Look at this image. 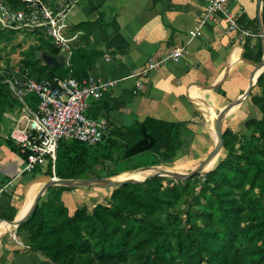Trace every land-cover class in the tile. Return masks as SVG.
I'll list each match as a JSON object with an SVG mask.
<instances>
[{
  "label": "trees",
  "instance_id": "1",
  "mask_svg": "<svg viewBox=\"0 0 264 264\" xmlns=\"http://www.w3.org/2000/svg\"><path fill=\"white\" fill-rule=\"evenodd\" d=\"M3 1L12 8H24L21 0ZM237 21L242 29L258 37L255 50L245 40L243 57L259 62L262 48L257 18L243 24L245 17L240 16ZM262 21L264 26V0ZM39 49L52 57V63L37 56ZM59 50L51 42L41 48L30 46L22 53L17 67L21 74L37 80L66 76L80 80L89 76L96 52L72 47L69 63L63 66L57 59ZM256 85L260 92L251 94L250 100L261 116L244 122L248 133L228 128L222 131L221 160L204 174V182L188 202L186 230L171 227L176 215L169 210L177 209L181 200L177 185L173 184L163 196L148 179L115 186L109 203L95 202L91 208L82 205L72 213L61 197L70 187L51 186L46 198L40 197L28 218L16 227V233H28L29 251L46 256L42 264H264V68ZM26 100L36 108L35 94L26 95ZM16 104L17 99L0 82V120L2 112ZM183 124L146 117L117 126L103 136L102 141L106 135L115 139L99 154H92L90 147L102 141L88 145L63 139L58 143L54 166L49 163L44 173L51 175L53 170L59 178H75L90 160L116 163L111 144L122 147V159L147 151H163L172 156ZM68 140L70 144L65 143ZM40 168L37 166L31 173H40ZM156 178L159 182L164 180L162 176ZM192 179L190 176L181 181L183 188ZM14 214V210L0 213V218L11 221ZM12 253L10 264H17L14 257L18 249Z\"/></svg>",
  "mask_w": 264,
  "mask_h": 264
},
{
  "label": "crops",
  "instance_id": "2",
  "mask_svg": "<svg viewBox=\"0 0 264 264\" xmlns=\"http://www.w3.org/2000/svg\"><path fill=\"white\" fill-rule=\"evenodd\" d=\"M46 1L55 10L61 7L60 0ZM210 1L77 0L66 14L67 26L63 32L69 40L60 47L58 61L67 66L72 47L94 51L97 55L89 76L100 81H116L101 99L87 102L88 113L107 126V133L117 126H127L146 117L184 122L180 129L197 133L194 135L196 143L208 136L209 141L199 148L201 156L198 158L202 159L213 147L215 133L211 132L213 138L207 134L212 125L201 104L208 112L212 108L215 113H222V131L228 128L233 132L248 133L244 122L261 116L250 96L260 92L256 78L264 67L251 64L244 57L241 59V54L245 40L255 50L258 37L251 32L252 35L242 39L238 33L228 31L221 14L201 26L198 35H192ZM227 7L237 17H245L243 24L258 15L257 0H230ZM49 42L52 43L51 39ZM178 46L183 47L181 57L151 70L143 78L142 86L137 88V72L149 60H157ZM40 57L48 64L52 62L46 51ZM214 83L216 85L210 89L198 86ZM8 132L9 123L1 119L0 213L14 210V217H18L25 201V189L33 179L27 178L31 173L22 172L24 157L7 140ZM40 169L45 170L44 167ZM37 177L42 182L32 185L36 191L50 176L38 173L34 179ZM93 188L101 190V187ZM95 193L92 189L70 187L61 197L72 213L82 205L91 208L97 202ZM31 206L29 203L28 209ZM15 230L12 228L7 232L17 239ZM0 231L1 237L5 230L0 228ZM24 234L25 243H29L28 233L24 231ZM41 254L18 249L14 258L17 264H42L34 257Z\"/></svg>",
  "mask_w": 264,
  "mask_h": 264
},
{
  "label": "built area",
  "instance_id": "3",
  "mask_svg": "<svg viewBox=\"0 0 264 264\" xmlns=\"http://www.w3.org/2000/svg\"><path fill=\"white\" fill-rule=\"evenodd\" d=\"M24 8L15 9L0 0V28L8 31L39 29L50 36L53 44L65 46L69 40L64 35L67 26L66 14L77 0H60V8L54 9L46 0H21ZM230 0H211L201 16L192 35L200 33V27L209 19L221 14L228 31L238 33L243 39L252 35L242 29L237 16L227 7ZM183 47L172 48L163 57L149 60L136 74V87L140 88L143 78L168 60H178ZM17 99L13 108L2 112V119L9 123L7 140L24 157L22 172L31 173L37 166H54L60 139L77 140L88 145L102 141L107 126L88 113L89 100H99L116 81L96 80L90 76L77 79L72 76L34 79L21 74L18 67L9 74L0 76ZM35 94L36 108L26 100V95ZM54 175V174H53ZM55 176V175H54Z\"/></svg>",
  "mask_w": 264,
  "mask_h": 264
},
{
  "label": "rangeland",
  "instance_id": "4",
  "mask_svg": "<svg viewBox=\"0 0 264 264\" xmlns=\"http://www.w3.org/2000/svg\"><path fill=\"white\" fill-rule=\"evenodd\" d=\"M49 40H50V36L39 29L16 31V32L0 29V76L3 74H9L13 69H15L18 66L17 64L22 57V53L30 46L35 45L36 47L41 48L44 46L46 42H49ZM43 53L44 50L41 49H39L36 52L37 56L39 57ZM206 118L209 121V124L212 125V127L208 128L207 131L209 132H207V134L210 133L208 135H210V137L213 138L211 134V132L212 133L214 132L212 121L210 120V117L208 115L206 116ZM195 134L197 133H194L191 130L183 131L182 129H180L176 140L175 152L172 156H168L163 151H159V152L147 151L144 153L131 156L129 158L122 159L120 158L122 154V147L119 146L118 144H111V148H112L111 153L113 154V158L115 159L114 161H116V163L109 160L106 161L104 164H102L90 160L87 162L85 169L82 171V173L73 179L81 180L88 178L113 176V175H109L110 173H114L115 176H113L112 179H115L117 177L127 175L129 171L137 170L139 168H146L155 165L162 167L163 166L174 167L177 164H185L188 158L191 157L194 159L196 158L195 156L197 154L196 146L200 139L196 143L197 139H195L194 137ZM113 139L115 138L106 135L103 139L104 141H102L99 145L90 147V152L92 154L102 153L107 147V145L110 143V141ZM62 141L63 139H60L59 143ZM65 143L70 144L71 142L68 140V142ZM119 144L121 143L119 142ZM124 146L125 145H123V148ZM222 150L218 153V157L216 161L211 166L202 170L201 172H196L194 175H192L193 179L186 188H183L181 184V181H184L185 179H176L170 177L169 175H153L152 177L148 178L151 179L150 182L153 185L154 189L163 196H166L165 191L170 189L173 184L177 185L178 189L181 192V200L179 201V205L177 209L172 208L169 210V213H173V215H176V219L174 220V223L171 227L176 225L177 228H183L185 230L187 229L188 225L185 220L186 217L185 214L186 211L189 209L188 202L192 200L193 195L197 192L199 186L204 182V174L207 171L213 169L214 166L218 163V161L221 160ZM209 151L206 154H208ZM196 159L197 160H195L193 163H188L186 169H184L181 174L188 173L192 167H194L198 162L201 161V158L197 157ZM43 167L46 169L45 165ZM124 170L126 172H123ZM42 173L44 172L40 171L39 174ZM37 174L38 173L36 174L31 173L28 175L27 178L34 179V177H36ZM48 176L50 177L53 176V170L51 175ZM157 176L164 177V180L159 182L156 178ZM55 186H59V185H55ZM93 187H101V190ZM113 187L115 186L101 184L98 186H88V187L77 186L74 188L92 189V191L96 192L95 194H93V196H95L97 202L107 204L109 203V194H110L109 191H111ZM31 190L34 191L33 187H30V189L28 190V197L30 195ZM46 195L47 192H45L41 197L45 199ZM260 201L262 202V199H260ZM28 203H30L29 200ZM165 216L166 213L162 214L163 219H165ZM7 231H10V228L9 230L6 229L5 231H3L2 233L4 234L0 237V261L1 263L4 262V264H10V260L13 255L12 251H14L15 249H22L29 251V248L27 247L28 243H25L26 234H24V232L16 233L15 230V236L17 238L15 239ZM171 239L172 241H174L175 237H172ZM43 255L44 254H41V256L38 255L34 257H36L37 260L42 263L43 261H45L44 259H46L44 258L46 256L44 255L43 257Z\"/></svg>",
  "mask_w": 264,
  "mask_h": 264
},
{
  "label": "water",
  "instance_id": "5",
  "mask_svg": "<svg viewBox=\"0 0 264 264\" xmlns=\"http://www.w3.org/2000/svg\"><path fill=\"white\" fill-rule=\"evenodd\" d=\"M261 4L262 0H257V6H258V30H259V36L261 39V48H262V57L259 62H255L252 60H248L249 63L254 64L258 67H264V26H263V21H262V11H261ZM241 59L244 60L243 55L241 54ZM53 60V59H52ZM52 63V62H51ZM216 85V83L211 84V85H198L199 87H206V88H213ZM208 105V103H206ZM209 113L212 119L213 123V129L215 133V142L212 147V149L209 151V153L201 159L200 162H198L187 174L185 175H179L175 174L173 172H167L163 171L162 173L157 172L152 175L146 176L143 180H131V179H124V180H113L112 177H99V178H88V179H81V180H75L73 178H59L57 176H51L48 181L43 184L38 192L35 195L34 201L32 206L27 210V212L24 214L23 217H14L11 221L4 220L0 218V222H8L10 224H13L14 227L16 228L21 222L26 220L28 216L31 214L33 211L34 207L36 206L39 198L53 185H62V186H67V187H77V186H98L101 184L109 185V186H120L124 183H132V182H144L148 178L152 177L153 175H169L172 178L176 179H186L192 175H194L196 172H199L205 165H207L210 161H212L216 155L224 149V141L222 138V128H221V121H222V113L218 114L215 113V111L212 108H209ZM54 174V173H53ZM1 264V263H0Z\"/></svg>",
  "mask_w": 264,
  "mask_h": 264
},
{
  "label": "bare ground",
  "instance_id": "6",
  "mask_svg": "<svg viewBox=\"0 0 264 264\" xmlns=\"http://www.w3.org/2000/svg\"><path fill=\"white\" fill-rule=\"evenodd\" d=\"M201 105H202L203 109H205V111L207 112L208 116L211 119V116H210L209 112L207 111L206 107L203 104H201ZM206 137H208V136H206ZM206 137H203L202 140H200L197 143V146H196L197 147V154L196 155L194 154L196 156V158L201 156V154L199 152V148L202 147L201 146L202 143H205V142L209 141V139L206 138ZM215 138H216V136H215ZM214 142H215V140H214ZM217 157H218V154L216 155V157L212 161H210L207 165H205L199 172H201L202 170H204V169L208 168L209 166H211L216 161ZM196 158L195 159L192 158V157L188 158L187 162L185 164H177L174 167H167V166H163L162 167V166L155 165V166H150V167H146V168H139L137 170L129 171L127 175H123V176L117 177V178H115L113 180H124V179L143 180L148 175H152V174L157 173V172L162 173L163 171L173 172V173L179 174V175H185L187 173L181 174L182 171L184 169H186L188 163H193L195 160H197ZM123 172H126V171L124 170ZM40 182H42L40 180V177H37V178L33 179V181H31L30 184L26 187V189H25V201L23 203L22 210H20V212H19V216L18 217H23L24 216V214L27 212L28 207H29L28 200L31 203L34 200V197H35L36 193L38 192L36 190H34V191L31 190L30 195L28 197V190L30 189V187H32V185H35V184L40 183ZM27 198H28V200H27ZM0 228H2L3 230H6V229L9 230V228H10V231H12V228H15V227H14L13 224L0 223Z\"/></svg>",
  "mask_w": 264,
  "mask_h": 264
}]
</instances>
